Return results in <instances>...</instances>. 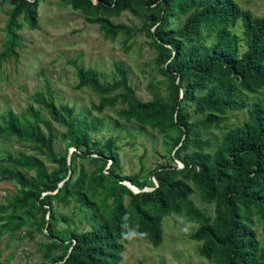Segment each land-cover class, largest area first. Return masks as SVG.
I'll return each mask as SVG.
<instances>
[{"label": "trees", "instance_id": "16d2710c", "mask_svg": "<svg viewBox=\"0 0 264 264\" xmlns=\"http://www.w3.org/2000/svg\"><path fill=\"white\" fill-rule=\"evenodd\" d=\"M8 1V41L0 59L15 56L18 16L29 28L37 27V0ZM64 2L97 24L104 36L130 30L112 23L110 17L123 11L139 17L136 31L143 33L155 53L152 64L165 78V95L137 99L125 70L116 63L110 82H100L93 70L75 66V87H88L99 96L92 105L96 111L120 104L124 107L116 115L123 121L147 125L162 135L174 132L170 159L179 161L180 166H154L147 173L156 184L150 182L151 189L142 190L137 173L118 174L114 137L101 144L90 139L89 131H94L100 120L91 117L87 131H80L71 116L72 108L54 104L51 91L45 88V93H34L32 103L44 110L47 119L33 105L26 107L30 119L11 111L0 114V134L29 143L56 165L48 171L37 159L18 161L9 154L0 158L14 166L33 167L40 178L25 176L15 168L1 170L0 178L13 181L18 189L5 206L0 205V212L13 210L0 216V233L15 231L36 209V229L44 228L50 240L45 252L48 261L41 264H119L131 232L156 246L161 241L162 217L183 213L197 223L189 238L200 241L199 253L212 264H264V250L248 221L252 216L264 218V105L258 100L246 104L237 92L264 90V18L240 9L233 0ZM174 14L184 16L177 28L168 27V18ZM237 25L240 34L234 32ZM204 32L211 37L207 43H203ZM187 103L196 115L193 120ZM242 109L245 120L228 129L215 147L206 151L211 142L200 133L218 127L226 112ZM58 115L64 125L58 133L64 144L62 154H56L51 146L55 133L50 122ZM68 148L72 149L69 153ZM76 159H85L94 168L87 173L79 165L71 180ZM122 180L138 191L128 189ZM97 190L112 203L108 216L99 220L91 214L93 221L85 231L63 228L55 232L57 218L51 201L73 199L92 205L90 198ZM193 190L203 203L212 205L210 218L192 206L189 195ZM123 196H127L126 203ZM15 210L21 211L15 214ZM54 249L62 253L54 256Z\"/></svg>", "mask_w": 264, "mask_h": 264}, {"label": "rangeland", "instance_id": "374dc122", "mask_svg": "<svg viewBox=\"0 0 264 264\" xmlns=\"http://www.w3.org/2000/svg\"><path fill=\"white\" fill-rule=\"evenodd\" d=\"M233 1L240 9L248 10L255 17L264 18V0ZM10 8L8 0H0V52L5 49L8 41L5 26ZM87 18L71 9L64 0H37L36 28H29L21 16L16 18L17 28H14V33L17 38L13 48L15 56L0 59V114L11 111L30 119L26 107L33 105L39 109L42 118L47 119L44 110L32 103L34 93H45L47 88L51 91L54 104H65L72 108L71 116L80 131H87V122L91 117L98 118L100 124L94 131H89L90 139L101 144L108 137H114L118 174L126 176L137 173L139 182L143 184L141 189H148L152 182L148 170L158 164L180 166L179 161L170 159L175 148L170 138L175 133L162 135L147 125H140L133 120L123 121L116 115L124 107L120 104L104 107L100 111L94 110L92 105L97 103L99 96L88 87H75V66L93 70L100 82H110L113 79V64L120 65L126 72L134 95L141 101L149 100L155 94L164 96L165 78L152 64L155 53L149 46L148 39L141 31H136L140 26L138 16L123 11L110 17L112 23H120L130 29L127 34L118 32L111 37L104 36L98 25L89 22ZM183 18L184 16L177 14L170 16L168 27H179ZM234 32L240 34L238 25L234 27ZM210 40L211 37L206 35L203 43ZM237 92L246 104L258 100L264 105L263 89L253 92L237 89ZM186 110L190 113L191 120L196 118L188 103ZM60 120L58 115L55 121L50 122L55 133L51 146L56 154H62L64 150V144L58 138V133L64 130ZM244 120V109L226 112V119L218 127L200 133L202 138L207 137L211 142V146L205 150L213 149L228 129L239 126ZM41 129L45 133L42 127ZM71 150L68 148V153ZM7 154L18 161L32 163L37 159L48 171L56 167L29 143L0 134V158ZM75 163L71 180H74L79 165L87 173L94 168L85 159H76ZM4 168H15L25 176L40 180L33 167L0 162V176ZM127 188L129 189L128 186ZM17 189L18 186L13 181L0 178V205L5 206L16 195ZM189 199L192 206L204 216H212V205L203 203L195 190L189 195ZM90 200L92 205H83L73 199L65 202L52 200L57 218L55 232L63 228L88 230L93 221L91 214L99 220L105 219L112 205L109 197L97 190ZM123 200L126 203L127 196H123ZM12 211L7 208L0 212V216ZM20 211L15 210L14 213ZM38 221L39 212L34 209L18 229L0 233L1 264H41L48 261L45 252L50 240L45 235L44 228L36 229ZM248 221L259 247L264 250V218L252 216ZM196 226L195 220L183 213L164 216L160 223L161 241L156 246L131 232L123 244L119 264H212L210 259L199 253L200 241L189 238ZM61 253V249L51 251L54 256Z\"/></svg>", "mask_w": 264, "mask_h": 264}, {"label": "clouds", "instance_id": "9594fccd", "mask_svg": "<svg viewBox=\"0 0 264 264\" xmlns=\"http://www.w3.org/2000/svg\"><path fill=\"white\" fill-rule=\"evenodd\" d=\"M125 183L127 184V185H126V184H125V185H126V186H128V187H129V189H130V190H132L133 192H136V191H138V189H137L136 187H134V186H131V185H130L128 182H125ZM155 183H156V182H155ZM142 190H143V189H142Z\"/></svg>", "mask_w": 264, "mask_h": 264}, {"label": "built area", "instance_id": "2783aa9c", "mask_svg": "<svg viewBox=\"0 0 264 264\" xmlns=\"http://www.w3.org/2000/svg\"><path fill=\"white\" fill-rule=\"evenodd\" d=\"M152 182H153L154 185L156 184L155 181H154V179H152Z\"/></svg>", "mask_w": 264, "mask_h": 264}, {"label": "water", "instance_id": "95a60500", "mask_svg": "<svg viewBox=\"0 0 264 264\" xmlns=\"http://www.w3.org/2000/svg\"><path fill=\"white\" fill-rule=\"evenodd\" d=\"M124 183V182H123ZM124 184H126V183H124ZM127 185V184H126ZM149 189H151V188H148V189H143V190H149Z\"/></svg>", "mask_w": 264, "mask_h": 264}]
</instances>
